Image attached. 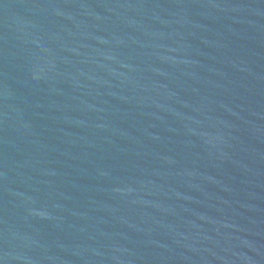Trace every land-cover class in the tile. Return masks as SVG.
<instances>
[{
	"label": "water",
	"instance_id": "95a60500",
	"mask_svg": "<svg viewBox=\"0 0 264 264\" xmlns=\"http://www.w3.org/2000/svg\"><path fill=\"white\" fill-rule=\"evenodd\" d=\"M0 264H264V0H0Z\"/></svg>",
	"mask_w": 264,
	"mask_h": 264
}]
</instances>
